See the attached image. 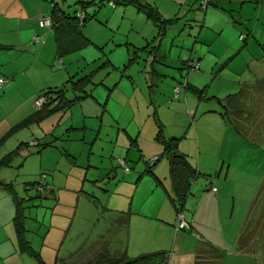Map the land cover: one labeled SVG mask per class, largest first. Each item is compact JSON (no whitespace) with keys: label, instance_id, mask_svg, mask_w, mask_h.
Masks as SVG:
<instances>
[{"label":"rangeland","instance_id":"obj_1","mask_svg":"<svg viewBox=\"0 0 264 264\" xmlns=\"http://www.w3.org/2000/svg\"><path fill=\"white\" fill-rule=\"evenodd\" d=\"M42 1L44 18L52 2L72 14L80 10L76 2L93 1L88 12L94 15L82 27L87 47L56 59L51 34L52 46L39 58L21 52L26 71L16 74L21 90L33 79L59 87L68 76L91 74V95L29 124H19L35 108L27 109L26 93L23 101L8 93L0 101V160L21 143L44 146L36 153L39 146L23 145L0 166V181L28 200L26 236L45 264L70 255L84 263L100 248L97 241L128 258L161 249L171 258L196 249L195 229L222 252L219 264H264V88L252 87L264 80V0H139L174 19L163 35L132 5ZM240 89L245 111H255L240 120L244 138L217 115V99ZM157 121L163 137L180 138L178 149L194 167L198 158L217 166L191 183L180 214L192 219V228L176 231L177 237L168 160L161 157L151 168L155 176L147 172L149 160L162 152ZM34 182L45 190L29 185ZM209 186L219 187L222 199ZM200 192L205 195L198 203ZM12 202L0 185V264H37L17 247ZM118 214H128L126 227L115 225ZM239 235L244 250L237 247Z\"/></svg>","mask_w":264,"mask_h":264},{"label":"trees","instance_id":"obj_2","mask_svg":"<svg viewBox=\"0 0 264 264\" xmlns=\"http://www.w3.org/2000/svg\"><path fill=\"white\" fill-rule=\"evenodd\" d=\"M109 2H113L115 5L117 3L122 5H132L138 11L143 12L148 19L155 24L157 27V34L163 35L166 29L167 24L173 22V18L165 19L163 18L156 7H152L146 2H141L139 0H108ZM76 4L79 5L80 10H74L72 14L66 13L61 6L56 3H51L50 12L47 17L50 19L51 25L46 28H50L53 33V40H54V48H55V57L56 59H60L63 55H67L73 53L75 51H79L82 48L87 47L91 42L88 38H86L82 33V27L85 22L89 21L94 15L90 16L88 12V8L93 4V1H78ZM83 13V17H77V13ZM45 28V27H44ZM262 81V82H260ZM257 81L254 88L262 87L264 88V80ZM92 82L91 74H85L78 79H74L71 76L65 80V82L59 87H52L43 90L37 97H45V102L40 108H36L33 112H31L28 116L24 117L19 124H29L33 121H38L43 116L50 114L55 111H66L70 109L75 103L81 101L82 99L86 98L87 96L91 95L88 89L89 83ZM259 82V83H258ZM95 85V84H94ZM262 85V86H260ZM69 86V88H68ZM185 88H192L189 86L187 82L184 84ZM67 88L73 93V97H67ZM178 88L180 90V86H176L174 88V96H175V89ZM244 89H240L237 93L227 95L223 98L217 99L220 103V108L222 111H219V115L222 116L224 120L228 123L232 124L234 130L239 134L241 137H245V132L242 130L240 126L241 119L243 121L248 118V116L253 115L254 112H246L245 105H243L241 100V95L244 93ZM194 92H198L200 94V90L193 88ZM179 95V91H178ZM174 98H178L174 97ZM250 107V105H249ZM18 124V125H19ZM247 130L250 129L249 123H244ZM162 128L161 123L157 121V133L156 139L160 140L162 143V152L155 156L154 158L150 159V166L147 168V172H153L151 168L158 162L161 157H165L168 160V170H169V177L171 181V191L172 197L170 200L174 209L176 210L177 214L184 207V203L186 198L190 194V186L191 183L202 176H208L207 174L200 173L196 167H194L188 160L187 155L181 152L178 149V142L179 137H163L161 134ZM46 144V143H45ZM24 147L30 146L29 143H21L19 144L15 150L10 151L7 153L3 159L0 160L1 165H9L10 158L18 153L22 146ZM35 146H39L38 149L35 151L38 153L40 149L44 146L42 143L37 141ZM148 162V163H149ZM155 176V175H154ZM0 185L7 189L11 195L12 204L14 206V215L11 219L16 244L20 252H26L31 258H33L37 264H45V262L41 259L38 252H36L32 246L30 240L27 238L26 233L28 230L24 226V222L26 217L24 216V209L27 205L24 203L28 200H24L22 198L17 197L15 192L13 191L11 184L8 182L0 181ZM34 189L37 191L45 190L44 184L41 183H29ZM31 188V187H30ZM212 188L215 187H211ZM216 190V188H215ZM52 192V190H50ZM214 192V191H213ZM40 193L36 194L35 198L40 197ZM32 200V199H30ZM125 214V213H124ZM119 217V218H118ZM117 220H114L116 226H127L128 225V214L126 215H119ZM118 223L120 225H118ZM187 223V222H186ZM188 224V223H187ZM246 225V224H245ZM189 227V224H188ZM248 236V235H247ZM246 236V238H247ZM241 235L237 238V247L239 250H244V242ZM202 246L198 250L196 256V264H219L220 261L223 259L222 252L217 248L212 246L209 243H201ZM100 251L93 255V258H89L84 263L81 264H168V253L167 252H156L151 254H143L134 258H128L125 253L116 255L112 254L107 250V242L101 241ZM206 246V247H205ZM202 247H205L206 250ZM216 254V256H215ZM216 258V259H215ZM215 260V261H214ZM73 262V263H72ZM55 264H75L71 255L65 259H59L55 261Z\"/></svg>","mask_w":264,"mask_h":264},{"label":"crops","instance_id":"obj_3","mask_svg":"<svg viewBox=\"0 0 264 264\" xmlns=\"http://www.w3.org/2000/svg\"><path fill=\"white\" fill-rule=\"evenodd\" d=\"M45 6L46 5L42 0H0V78L2 79L4 78L3 79L4 83L0 86V101L6 98L7 93L10 95H14L17 99L21 98V100L23 101L25 98L24 93H26L27 103H28L27 109H29L31 108V106L34 105V100L43 90L47 88L56 87V86H53L52 80L43 78L40 81L38 79L31 80L27 84L26 89L21 90L19 87V83H17V76H16L17 72L22 73V71H24L23 69H25V68L20 67L21 63L20 61H18L19 58L21 57L22 51L27 50V51H32V53L36 52L39 58L40 55L45 50H50L49 48L50 44L52 46V42L50 39L53 36L52 30L50 28H47L49 30L47 31L46 27L45 28L40 27L38 23L39 20L46 14ZM34 37H37V40H33ZM36 42H41L39 43L41 45L39 46L34 45ZM53 44H54V40H53ZM53 49L55 50L54 47ZM17 61L18 63H16ZM0 106H1V103H0ZM219 116L220 118L218 120H220L222 117L221 115ZM1 120H2L1 121L2 124L5 125L4 119L1 118ZM205 161H200V159L198 158L196 160V168L202 174H207V173L210 174V172L213 171L217 166L213 168L212 165L205 164ZM221 167L222 166H220V172L222 169ZM225 174L226 173H224V175ZM161 184L163 183L161 182ZM209 187L210 189L211 187H215L216 190L214 192L212 190L211 191L214 194L216 193L218 195V192L220 191L219 187L218 188L216 186H209ZM163 188L167 191V193L169 192L165 186H163ZM204 195H205L204 192H200L198 194L197 196L198 203L200 202V199ZM221 195L222 194H220V196L218 195L217 198L222 199ZM118 216L119 214L117 215V217ZM194 216H197L196 211H195ZM117 217L115 218L116 220L119 218ZM183 218L189 224V227L185 229L192 228V225H191L192 219H190L189 217L187 218L188 220H186L185 217ZM172 225L174 226L175 223H173ZM185 229H176V226H174L173 230L175 231L174 233L175 237H177L176 231L185 230ZM171 230L172 229H170V231ZM195 232H196L195 236L197 238L196 249L192 252L189 251L183 254L179 253V254L173 255L171 253V258L168 257V264H170V262L171 263L173 262L174 264H196V256H197L198 250L202 246L201 243H209L215 247L216 245L215 243L212 244L211 242H209L211 241L210 239L212 238L209 237L208 234H207V237L210 239L208 238L205 239V236L202 233L201 234L198 233L197 229H195ZM99 245H101V241H97L95 243L96 248ZM205 247H202V248L206 250ZM100 249L101 248H99L98 250H95V248H93L92 252H95V251L98 252L100 251ZM160 251L167 252L164 249H161Z\"/></svg>","mask_w":264,"mask_h":264},{"label":"built area","instance_id":"obj_4","mask_svg":"<svg viewBox=\"0 0 264 264\" xmlns=\"http://www.w3.org/2000/svg\"><path fill=\"white\" fill-rule=\"evenodd\" d=\"M110 4L112 6H115V4L113 2H110ZM77 17L79 18H82L83 17V13L81 12H78L77 14ZM39 26L40 27H49L51 25L50 23V19L49 17H43L39 20ZM33 40H37V37H34ZM191 69H194L195 71L198 70V64L196 62H191L190 65ZM4 83V80L2 78H0V86ZM178 88L175 89V96L174 97H177L178 96ZM45 102V97L41 96V97H37L35 100H34V106L35 108H40L43 103ZM30 146H35L36 143L35 142H30L29 143ZM122 163V162H121ZM125 170L128 171V168L125 167ZM42 185L44 183H41ZM212 191H215V188H212ZM188 227V224L186 223V221L184 220L183 216L178 213L177 214V225H176V229H185ZM169 257V255H168Z\"/></svg>","mask_w":264,"mask_h":264},{"label":"bare ground","instance_id":"obj_5","mask_svg":"<svg viewBox=\"0 0 264 264\" xmlns=\"http://www.w3.org/2000/svg\"><path fill=\"white\" fill-rule=\"evenodd\" d=\"M250 245V244H249ZM251 246H252V244H251Z\"/></svg>","mask_w":264,"mask_h":264}]
</instances>
